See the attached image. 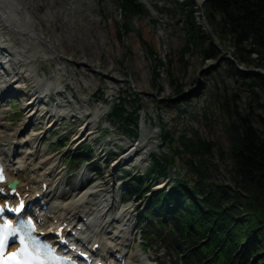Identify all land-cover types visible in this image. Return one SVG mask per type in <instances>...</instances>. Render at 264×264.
Returning a JSON list of instances; mask_svg holds the SVG:
<instances>
[{"label":"rangeland","instance_id":"1","mask_svg":"<svg viewBox=\"0 0 264 264\" xmlns=\"http://www.w3.org/2000/svg\"><path fill=\"white\" fill-rule=\"evenodd\" d=\"M138 1L148 11V17L134 18L129 21L132 32L123 34L121 27L125 22L117 0H24L23 5L30 10L24 11L22 9L25 7H23L20 11H24L31 20L27 27L35 28L40 36L54 43L57 49L56 52L53 51V55H48L50 60H44L38 58L39 54L46 56L50 51L46 44L39 43V40L31 41L20 35H14L16 43L13 45L17 48L24 45L27 48V50L24 48V51L36 59L34 65L37 66L39 74L51 73L52 76L60 62L73 65L71 68L75 67L78 74L76 78L64 77V85H70L65 97L70 99L72 95H77L81 105L84 104L85 107L86 100L91 101L92 104L93 100H98L97 107L93 108H100L102 103L108 100L105 110L101 111L105 121L103 125H99L98 130V134L103 133V141L111 137L115 143L129 146L128 135L124 134L118 124L108 117V112L112 103L118 98L131 96L133 99L137 94L139 104L144 109L143 118L146 116L145 130L147 133L150 132V137L155 134V139H152L142 156L147 155L151 150L159 156L163 153L171 155L169 146L163 144L157 134L160 133L161 121L167 124V130L174 136L175 146L180 145V137L196 139L200 136L213 146L222 149L224 153H228L229 145L224 129L226 114L220 98L226 94L231 95L232 89L238 87V80H240L234 73L228 71V57L222 56V59L215 63L207 62L202 49L189 41L190 36L183 25L186 17L182 15L178 7L183 0ZM21 23L24 24V21ZM139 36L141 39L138 38ZM149 48L154 52L153 55L149 53ZM21 49H23L22 46ZM58 56L65 60L59 62ZM182 58L187 64L182 62ZM66 61H71L75 65L68 64ZM1 73L2 70H0V76ZM193 93L196 95H192ZM93 95L96 97L94 98ZM156 95L160 97L156 98ZM240 98L238 111L247 120L254 122V126L264 135V110H258L254 103L249 104L250 98L246 90H242ZM6 103L5 107L2 105L0 107V133L13 135L22 126L25 115L21 105L10 111ZM75 103L77 104V100ZM93 121L96 123L95 117L90 119V122ZM150 121L155 125L153 130L149 127ZM55 130L59 132L57 136L46 139L44 146H41L40 142L44 153L43 158H48L53 153L52 149L50 152L47 151L54 140L61 138L62 135L70 136L72 133L69 125L62 130L60 127ZM29 132L31 135L33 130ZM39 135L42 141L45 135L44 133ZM146 141L147 139L138 140L135 146L144 145ZM77 147L71 143L57 154V163L63 167V173L60 176L63 182L60 192L65 190L64 184L69 177V171L67 172V168L63 166L65 156L67 152H74ZM94 149L97 162L101 165L100 172L103 174L101 183H105L107 179L112 180L109 175L112 174L110 170L113 167L108 171L103 164L106 155H100L99 148ZM182 152L183 154L175 159V164L170 170V178L174 180V177L181 179L183 177L190 182V186H193L199 181L195 171L196 161H193L184 148ZM140 158L133 164L138 165ZM191 163L194 171L191 170ZM205 167V175H207L205 184L213 187L233 188L235 186V171L230 161L226 159L220 161L216 156ZM124 168H128V164L121 166V169ZM107 175L109 178L106 177ZM124 175V172L117 170L118 187L116 189L121 194L124 193L122 189L125 181L121 180ZM76 184L77 181L74 185ZM168 189L166 186L165 190ZM117 201L120 212L130 211L129 214H125L129 219L128 223L136 225L139 212L146 207L147 200L136 199L125 207L121 206L120 197H117ZM118 215L120 216L114 213L113 217ZM132 231L134 236L135 230ZM136 235L138 238L134 244L133 254L138 255L136 259L138 262H146L147 259L152 258L154 261L159 260V264L160 260L164 264L171 263L169 259L162 256L163 254L155 255V249L142 255L138 242L139 231ZM252 262L257 264L256 259Z\"/></svg>","mask_w":264,"mask_h":264},{"label":"trees","instance_id":"2","mask_svg":"<svg viewBox=\"0 0 264 264\" xmlns=\"http://www.w3.org/2000/svg\"><path fill=\"white\" fill-rule=\"evenodd\" d=\"M119 3L126 20L125 31L129 32V20L146 12L137 0ZM179 8L186 17L184 29L189 41L202 49L206 60L217 62L221 56L231 55L235 61L227 63L228 71L240 78L238 87L232 89L231 95L220 98L226 114L224 129L229 152L224 153L201 137H182L181 146L197 162L199 182L192 190L187 183L177 182L169 193L153 196L141 222L152 230L147 234L148 240L157 239L186 264H252L254 259L257 264H264V135L237 109L240 94L246 90L249 104L264 110V76L237 68L264 70V0H205V18L220 45L199 25L193 0ZM182 62L187 64L184 58ZM128 103L122 99L113 113L119 124L131 131L130 128L138 127L141 107L130 112ZM164 140L174 142L167 131ZM174 152L181 153L179 149ZM216 156L233 165V188L205 184V166ZM173 161V157L165 156L163 162L155 157L152 171L164 175L166 166ZM139 182V189L143 188Z\"/></svg>","mask_w":264,"mask_h":264},{"label":"bare ground","instance_id":"3","mask_svg":"<svg viewBox=\"0 0 264 264\" xmlns=\"http://www.w3.org/2000/svg\"><path fill=\"white\" fill-rule=\"evenodd\" d=\"M23 1L24 0H0V45L2 46H5L4 44L6 43L15 41V38H11L12 34H18L24 37H28V39L34 41L39 40L41 43H45L44 41H46L37 33L35 28L33 30L27 28V24L31 20L29 19V16H26L24 11H29L30 8L23 5ZM196 1L198 2V4L201 3V0ZM23 7H25V9H22ZM21 9L24 11L21 12ZM22 21H24V24L21 23ZM46 46L52 54V50L57 49L56 45L49 41H46ZM12 53L16 54V56L19 55L18 59L20 61V64H22V67L20 71L17 72L16 77L10 79V82H17L15 84H18L17 87H15V85L14 87H21V89L40 87L41 89L36 96L34 95L32 97L33 99H30V101L23 109L25 118L20 129L16 130V132L14 133L13 137L16 138L19 134H21L22 129L23 131L27 130L28 128L36 129V124L34 122L35 120L40 121L39 124L41 125L43 120H47L48 118H50V120L52 119L53 121V119L61 117L63 111L62 109L64 108V106H60L59 104L56 107V110L53 109L44 113V110L39 109V106L41 104L44 105L45 103L44 101L39 102L38 99L41 98V94H43L42 92H45L47 94L55 92L57 95H59V89L64 84L65 75L62 73V71H60V74L55 75L53 79H42L38 76L37 67L33 64L34 59L29 57L22 50H14ZM39 57L45 58V60H49L48 55H39ZM5 83L6 80L0 78V91H2L3 87H5ZM12 88L13 86L9 87L5 91H2V94L0 96L7 95L9 93V90H11ZM24 91V96H26L27 94ZM192 95H196V93H193ZM83 116H85V114L82 111L81 107L80 111L77 112V115L75 116L76 121H81ZM87 129H89V131H93V123H89ZM37 135L38 134L31 135V137L25 138L22 141V143H28L27 145L30 146V149L26 148L27 145L24 147H20L18 149L20 153H22V151H26L24 152L23 157L21 159L19 158L15 160V165L11 167V173H13V171H17L19 174L17 178L20 181V185L18 187L26 190L29 186H31L34 189L35 193H37L42 191L43 183L49 184L50 192L47 196L50 202L49 214L51 217L54 216V220H50L49 223L53 225L54 221L62 218H71V220H77L79 218L80 221H83V219L86 218L91 226L84 234L85 239L90 240V242L94 241L97 243H101L103 250L111 251L113 249H117L126 252L127 248H125V246L127 241L124 242V239H126V237H129V234L126 235L124 233L130 230L126 229L127 231H123L125 230V228H123L124 225L119 224L120 221L121 223L126 221L125 219H123L126 218L124 217V214H126V212L121 213V216L117 219H113L112 212L117 209L118 204H116L115 199L110 202V200L107 199L106 196H99V194H103V192H105V190L102 188L100 189L99 186L96 187V189H92L90 191H80L79 187L77 186V188L74 190L72 199H68L64 202H59L58 198L61 193H59L58 191L60 181L57 180V177H59L62 172H59L60 170L59 168H57L58 163L57 159H54L56 157L55 155L48 158H43L42 148H40V144H38L39 138H37ZM0 137H2L0 148L4 150L3 152H10V150L13 149V141H11V139L13 138L12 135H0ZM73 140L76 143L79 139H77V136H75ZM22 169H24V172ZM117 169V167L113 169V172H115ZM36 180L40 182V185H38L37 187L36 185L38 183L36 182ZM111 224H117L118 227L111 228ZM108 231H111L109 233H113V235L109 234L110 236L108 238H119L118 241L113 245H110V242L104 239V236L108 235V233H106ZM129 252H131V250H129ZM132 263L133 262H131V264Z\"/></svg>","mask_w":264,"mask_h":264},{"label":"snow or ice","instance_id":"4","mask_svg":"<svg viewBox=\"0 0 264 264\" xmlns=\"http://www.w3.org/2000/svg\"><path fill=\"white\" fill-rule=\"evenodd\" d=\"M24 243L23 239L20 241ZM8 244V239L6 236H0V264H33L32 259H29L28 252L26 248H22L16 253H12L9 258H5L4 249ZM34 250L39 252L41 245L38 241H33Z\"/></svg>","mask_w":264,"mask_h":264},{"label":"water","instance_id":"5","mask_svg":"<svg viewBox=\"0 0 264 264\" xmlns=\"http://www.w3.org/2000/svg\"><path fill=\"white\" fill-rule=\"evenodd\" d=\"M249 73H252V74H261V75L264 76V71L255 70V71H250Z\"/></svg>","mask_w":264,"mask_h":264}]
</instances>
